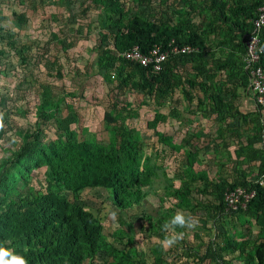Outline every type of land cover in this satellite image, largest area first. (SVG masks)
Here are the masks:
<instances>
[{"label":"trees","instance_id":"16d2710c","mask_svg":"<svg viewBox=\"0 0 264 264\" xmlns=\"http://www.w3.org/2000/svg\"><path fill=\"white\" fill-rule=\"evenodd\" d=\"M160 1L164 4L163 11L155 15L143 11L130 13L119 0H93L105 8V21L114 29L112 33H100L94 46L95 69L104 82H114L116 94L127 90L140 92L155 104L157 108L146 126L155 132L160 143L172 150L180 147L157 130V124L164 118V113L157 109L171 102L174 108L178 101L176 93L190 103L194 98L191 91L197 90L201 94L196 97L197 112L251 124L245 143L234 148V156L236 162H244V169L255 171V178L248 181L241 169L229 181L213 180L202 170L193 171L191 161L184 158L183 167L176 170L179 185L174 187L162 164L156 162L157 155L145 152L135 128L126 124L125 117L135 114L139 104L115 98L110 110L103 114L109 126L107 141L98 143L77 137L70 127L77 121L71 106L65 115H52L59 103L47 98L41 86L36 120L52 119L58 135L44 142L40 136L42 129H26L17 146L0 157V244L22 255L28 264H166L159 253L149 263L140 259L131 245L132 238L122 229L118 235L126 237L123 245L128 247L114 246L102 232L98 217L85 208L78 195L86 188H102L110 194L114 207L126 210L139 205L154 188L153 183L161 184L178 202L160 208L157 218L144 215L149 219L152 236L164 238L162 225L176 213V205L187 207L191 192L207 194L216 201L213 206L203 205L209 219L233 214L244 222L247 217L253 221L256 233L251 237L250 232H245L238 238L235 231L219 228L216 233L219 240L209 242L201 253L188 247L184 255L194 264L208 258L222 261L217 254L233 255L241 264H264V181L257 182L264 174V107L255 102V93L248 86V69L243 63L244 36L251 31V19L262 0H177L176 5L172 4L173 0ZM194 17H199V21ZM17 19L22 21L21 15ZM211 34L221 39L216 41L219 56L209 61L203 55ZM260 35L264 37V26ZM60 43L65 47L72 41L60 40ZM168 43L189 46L192 50L168 55L156 71L120 55L132 46L146 52L153 45L166 48ZM9 44L13 46L10 39ZM51 63L56 76L61 77L59 61ZM186 63H191L190 69ZM222 73V77L216 78ZM239 89L249 91L253 110L242 112L229 97L224 99L223 93L233 98L238 96ZM120 110L125 114L121 115ZM181 146L184 156L195 155V146L188 139L183 138ZM37 168H43L44 184L36 189L27 182L29 173ZM237 186L252 190L253 195L244 207L225 211L223 193ZM62 191L69 192L70 199ZM118 224L124 222L120 220ZM125 224L131 230V223ZM175 231L182 232V228Z\"/></svg>","mask_w":264,"mask_h":264},{"label":"rangeland","instance_id":"374dc122","mask_svg":"<svg viewBox=\"0 0 264 264\" xmlns=\"http://www.w3.org/2000/svg\"><path fill=\"white\" fill-rule=\"evenodd\" d=\"M121 1L130 13L143 11L144 14L154 12L156 15L164 8L160 0H119ZM172 4L176 5L177 0H173ZM104 9L101 4H94L93 0H0V49L3 51L0 54V157L5 155L6 150L11 152L17 146L26 129H42L40 136H43L44 142L58 135L52 119L36 120L35 109L41 99L38 92L42 86L47 98L59 103L58 110L52 115H65L70 106L75 111L77 121L70 127L79 139L105 143L109 126L105 123L103 114L110 110L115 98L120 102L126 100L139 104L135 114L125 117L126 124L135 128L145 152L157 155L156 162L162 164L174 187L179 185L176 170L183 167L184 158L191 161L193 171L202 170L213 180L229 181L245 167L243 161L236 162L234 148L245 143L251 124L197 112L199 106L196 105V97L201 95L197 90L191 91L194 98L190 103L176 93L178 101L173 105L174 108H171V102L157 109L164 113L163 120L157 124V130L171 137L180 149L172 150L160 143L155 132L146 126L157 108L155 104L140 92L127 90L116 94L114 82H104L95 69L94 46L100 33L114 31L105 21ZM18 15H21L22 21L17 19ZM194 18L195 21L200 19ZM212 35L209 36L208 50L203 55L209 61L219 56L216 41L221 39L219 35ZM9 39L13 41V46H10ZM60 40H71L72 44L64 47ZM56 59L61 64V77L56 76L55 66L51 63ZM185 66L190 69L191 63H186ZM182 73H186L185 70ZM224 73L216 78L222 77ZM237 94L233 98L227 93H223V96L224 99L229 97L242 112L254 109L249 91L239 89ZM120 113L124 115L125 111L120 110ZM183 138L195 146V155L192 154L191 158L184 156L181 146ZM244 172L248 181L256 176L255 171L249 167ZM27 184L36 189L42 187L43 168L31 171ZM157 184L153 183L154 188L144 196L139 205L126 210L114 207L110 194L102 188H86L78 195L85 208L98 217L102 232L114 246L121 249L128 247L123 245L126 237L118 235L122 229L127 237L130 235L132 238L131 245L137 256L148 263L155 253H159L166 264H194L190 257L184 255L185 249L189 247L192 251L203 252L209 242L219 240L216 237L219 228L235 231L239 234L238 238L245 232H250L251 237L255 235L256 227L247 217L246 222L233 214H225L215 220L209 219L204 206L216 203L213 196L191 192L186 202L187 207L176 205L174 209L175 212L180 211L192 217L197 222L196 227L176 231L183 233L182 238L170 248L162 247V239L149 233V219L144 215L157 218L160 208L177 204L178 198L168 195L162 185ZM61 193L70 199L69 192ZM113 212L115 218L112 216ZM120 220L124 224L119 225ZM125 222L131 223V230L127 229ZM141 226L143 229H140ZM163 234L171 233L163 231ZM158 245L161 246L160 251L157 250ZM217 255L221 256L222 261L215 262L208 258L201 264H241L233 255Z\"/></svg>","mask_w":264,"mask_h":264},{"label":"built area","instance_id":"2783aa9c","mask_svg":"<svg viewBox=\"0 0 264 264\" xmlns=\"http://www.w3.org/2000/svg\"><path fill=\"white\" fill-rule=\"evenodd\" d=\"M252 29L244 36L245 53L243 57L244 67L248 69V86L255 93V102L264 107V37L260 35V29L264 26V0L256 8L251 19ZM263 38V39H262ZM192 50L189 46H176L168 43L166 48L153 45L146 52L132 46L120 53L128 61L142 66L149 65L153 70H158L161 63L168 55ZM264 174L258 177L257 182L263 183ZM253 191H247L244 187L237 186L223 193L224 210H233L244 207Z\"/></svg>","mask_w":264,"mask_h":264},{"label":"clouds","instance_id":"9594fccd","mask_svg":"<svg viewBox=\"0 0 264 264\" xmlns=\"http://www.w3.org/2000/svg\"><path fill=\"white\" fill-rule=\"evenodd\" d=\"M115 218V213H112ZM197 222L190 216H186L183 212H176L169 220L162 225V231L171 233L165 235L160 241L161 246L164 248H170L175 245L183 236V233H177L175 229L179 228H194ZM0 264H28V261L19 254H16L13 250L0 244Z\"/></svg>","mask_w":264,"mask_h":264}]
</instances>
